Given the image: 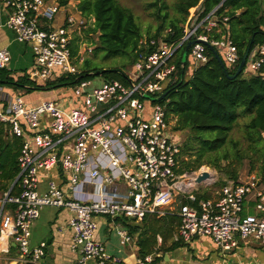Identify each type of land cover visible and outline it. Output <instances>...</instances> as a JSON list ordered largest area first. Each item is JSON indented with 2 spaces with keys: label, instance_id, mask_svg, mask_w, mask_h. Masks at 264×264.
<instances>
[{
  "label": "built area",
  "instance_id": "1",
  "mask_svg": "<svg viewBox=\"0 0 264 264\" xmlns=\"http://www.w3.org/2000/svg\"><path fill=\"white\" fill-rule=\"evenodd\" d=\"M0 2L11 10L8 26L33 49L30 80L44 83L82 73L87 56L81 48L86 44L72 56V41L93 25L94 17L88 19L76 8L66 14L64 23L52 25L61 10L56 0ZM218 7L200 20L198 7L193 8L179 38L170 39L171 28L158 36L143 35L132 71L123 69L122 80L107 79L92 93L86 88L93 81L79 78L72 95L33 104L23 93L0 84V121L10 135L22 139L20 171L13 182L18 190L0 194V251L11 248L2 245L1 239L12 238L19 249V262L45 264L47 242L31 245L34 223L45 207H66L72 213L69 227L72 250L81 254L78 264L122 263L97 238L100 217L116 227L124 242L132 240L121 225L124 220L141 222L147 215L176 213L180 218L174 234L177 241L206 235L222 251L237 248L240 240L264 246V185L260 178L228 180L213 196L198 199L199 185L207 184L211 176L197 183L202 169L180 172L183 141L174 130L176 120L157 101L177 81V62L183 66L182 50L192 39L199 41L190 47L185 65L190 62L198 67L209 61L205 42L222 54L228 66L238 63L236 43L221 33L215 13ZM214 28L221 33L219 38L211 36ZM10 61V51L1 48L0 69L7 68ZM263 64L264 45H257L245 68L257 71ZM44 178L47 189L41 191ZM250 200H254V212L246 209ZM154 256L148 254L137 264H149Z\"/></svg>",
  "mask_w": 264,
  "mask_h": 264
},
{
  "label": "trees",
  "instance_id": "2",
  "mask_svg": "<svg viewBox=\"0 0 264 264\" xmlns=\"http://www.w3.org/2000/svg\"><path fill=\"white\" fill-rule=\"evenodd\" d=\"M56 1L66 6L72 0ZM74 1L83 16L88 19L94 17L95 21L82 34H76L72 41V56H77L81 45L86 44L94 46L95 57L104 51L108 59L123 55L134 62L138 42L144 35L134 11L119 0ZM217 6L215 13L222 27L221 33L228 34L236 43L238 63L230 67L220 52L223 63L211 48H207L209 61L195 67L191 78L185 80L188 63L183 67L178 60L177 81L166 87L168 93L160 103L165 105L167 115L176 120L174 130L186 132L180 172L194 171L204 164H212L225 172L228 180L240 182L238 169L248 158L253 167L259 162L257 174L264 185V64L257 71H249L248 76L244 75V67L238 75L229 77L235 74L249 48L252 51L257 45H264V0H149L147 7L157 24L154 33H151V28L148 29V36H158L165 28H171L174 32L170 39L179 38L193 8L198 7L200 20ZM221 33L214 28L211 36L219 38ZM5 69H0L1 85L32 92L51 89L66 81L74 84L79 78H87L92 76V72L105 68L95 67L94 60L86 58L81 64L83 71L78 76L63 75L44 83L30 80L28 74L14 79L5 75ZM106 69L102 75L107 79H123L121 68ZM237 132L241 133L246 145L242 146V142L234 138ZM21 148L22 139L10 135L6 125L0 121V194L18 190L13 182L20 171ZM196 194L198 199L210 197L203 189ZM169 216H173L179 226L180 218L176 213L157 218ZM129 227L131 231L139 229L134 225ZM139 243L143 257L156 252L153 248L155 244L147 247L144 237L139 239Z\"/></svg>",
  "mask_w": 264,
  "mask_h": 264
},
{
  "label": "crops",
  "instance_id": "3",
  "mask_svg": "<svg viewBox=\"0 0 264 264\" xmlns=\"http://www.w3.org/2000/svg\"><path fill=\"white\" fill-rule=\"evenodd\" d=\"M68 5H72L76 9V1L73 0ZM10 11L9 8L0 2V49L7 48L11 53V61L5 69V75L8 74L14 79H18L20 76L28 74L33 68L34 53L31 45L19 40L17 34L8 26ZM68 12L71 11L66 10L63 16L59 15L52 25H61ZM60 86L51 88L53 96L47 99L60 100L65 98L66 95H62V92H54ZM6 87L11 91L23 94L26 91L15 89L11 85ZM36 90L29 92V94L31 93L29 96L30 100H28L26 95L30 103L36 104L44 100L36 102L37 96H34ZM40 188L41 191L47 189V180L45 178L41 181ZM246 209L251 212L255 211L254 200L246 203ZM60 213L61 209L54 207H45L42 210L40 217L33 226L31 245H37L42 241L47 242L46 255L44 257L45 264H78L81 254L72 250V230L68 223L72 213L66 210L61 218ZM121 225L126 227L132 236L131 241L124 242L116 232L119 244L123 247L119 251L127 254L124 257L120 256L123 264H137L139 259L145 257L140 254L139 239L141 237H144L147 247H151L153 243L155 244L153 246L154 251H156L154 260L149 264H264V246L251 240H240L239 246L230 251H222L206 235L195 236L189 242L175 240L174 234L178 225L177 220L173 216L157 218L155 215H147L144 221L137 222L126 219ZM129 225L138 226L139 229L131 231ZM114 228L116 227L107 218H99L97 238L105 243L108 252V245L111 244ZM1 244H10L11 248L8 252L0 251V264H22L19 262V249L12 238L3 237ZM111 254L118 256L115 253Z\"/></svg>",
  "mask_w": 264,
  "mask_h": 264
},
{
  "label": "rangeland",
  "instance_id": "4",
  "mask_svg": "<svg viewBox=\"0 0 264 264\" xmlns=\"http://www.w3.org/2000/svg\"><path fill=\"white\" fill-rule=\"evenodd\" d=\"M73 1V0H72ZM122 4L130 7L134 13L136 14L138 21L140 22L141 26H142V30H143V34L144 36H148V29L151 28V33H154L156 31V20L153 17V15L151 14V11L148 9L147 7V2L149 0H119ZM66 10H70L71 12H75V7L72 5H66V6H61V10L60 12L56 15V18L60 16H63ZM55 18V19H56ZM64 23V22H63ZM90 48L92 49V51H90ZM81 53L84 56H87V58H92L94 60V66L97 68H111V67H118L121 68V70H126L128 73H130L133 69V62L130 61L128 58L124 57L123 55H119L117 57H113L108 59L106 57V52L104 51H100L99 54L95 57L94 56V46H88V45H83L81 48ZM190 58V57H189ZM190 61V60H189ZM195 66V64H194ZM193 63L187 65V69H186V73L184 76L185 80H189L193 74V70L194 67ZM248 74H250L249 70L247 68H245L244 71V75L248 76ZM86 79H90L93 81V83L91 85H89L86 90L89 93L93 92V89L95 87H100L102 86L105 81H107V78L104 75H92L87 77ZM67 83H64L60 86V88H56V90H54V92H62V95H72V90H73V86L76 84H70L68 82L70 81H66ZM59 90V91H58ZM52 90L48 89V90H36L34 96H37L36 98V102H39L42 99H47L52 97ZM53 92V93H54ZM28 97V100H30V95L29 92L25 91L24 96ZM27 99V98H26ZM61 100V99H60ZM33 102V100H32ZM34 102V103H36ZM147 103H149V100H146ZM241 121H245L243 119H241ZM177 135L179 136V138L184 141V139L186 138V132H178ZM234 138L239 139L242 142V146L246 145V141L245 139L242 137L241 133L237 132L236 134H234ZM224 164V162H223ZM240 169L239 170V179L241 180H248L252 175H256L258 177V171H257V167H259V162L255 163V166L253 167L252 162L250 161V159L246 158L242 164L239 166ZM252 167L254 169H252ZM199 169L202 170H208L211 172V179L210 181H208L207 184H201L199 185L200 189H203L204 191H206L208 193V195L212 196L213 194H215V191L220 188V186L222 185V183L226 180H228L227 175L225 174V172H223L222 170H220L219 168H216L215 166H213L212 164H204L203 166H201ZM182 196H180L181 198ZM69 211L68 208L63 207L61 208V213H60V218L63 216V213H65V211ZM71 216L68 219V223L70 222ZM115 245V246H114ZM115 247V248H114ZM120 248H123L120 244H119V238L116 235V228H114L113 231V235L111 237V244L108 245V249L110 253H115L117 254L119 257H124L125 255H127L125 252H121L119 251Z\"/></svg>",
  "mask_w": 264,
  "mask_h": 264
},
{
  "label": "water",
  "instance_id": "5",
  "mask_svg": "<svg viewBox=\"0 0 264 264\" xmlns=\"http://www.w3.org/2000/svg\"><path fill=\"white\" fill-rule=\"evenodd\" d=\"M196 41H199V40L198 39H192L185 46V49H184V52H183V56H182V64H183V67L185 66V63L187 62L189 49L192 46V44L195 43ZM205 43L208 45L209 48L212 49V51L214 52L215 56L223 63L222 57L219 55L218 51L213 47V45L211 43H209V42H205ZM249 54H250V48L246 52V54L243 56V58H242V60H241V62L239 64V66H238L237 71L235 72V74L229 75L230 78L235 77L236 75H238L244 69V67L246 65V61H247V59L249 57ZM106 70H107L106 68L105 69H102V70H96V71L92 72L91 74L92 75H101ZM182 80H183V78H182ZM167 93H168V91H165L163 94H161V96H159L157 98V101H161L162 99H164L166 97ZM210 176H211V172L210 171H208V170H202L201 174H199L196 177L195 181L197 183H201L202 181H204L205 179L209 178ZM259 181H261V180L259 179Z\"/></svg>",
  "mask_w": 264,
  "mask_h": 264
}]
</instances>
